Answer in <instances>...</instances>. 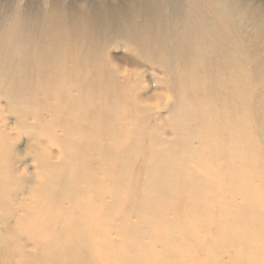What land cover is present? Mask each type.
<instances>
[{
  "label": "rangeland",
  "instance_id": "obj_1",
  "mask_svg": "<svg viewBox=\"0 0 264 264\" xmlns=\"http://www.w3.org/2000/svg\"><path fill=\"white\" fill-rule=\"evenodd\" d=\"M134 1L0 0V224L19 246L41 198L82 220L76 191L99 215L82 264H264V0ZM120 4L129 24L99 17ZM83 149L93 180L69 186ZM43 229L29 253L64 242Z\"/></svg>",
  "mask_w": 264,
  "mask_h": 264
},
{
  "label": "bare ground",
  "instance_id": "obj_2",
  "mask_svg": "<svg viewBox=\"0 0 264 264\" xmlns=\"http://www.w3.org/2000/svg\"><path fill=\"white\" fill-rule=\"evenodd\" d=\"M150 0H135L133 3H135V5L139 6L140 7V10L141 11H146L149 6H151L152 4H154V2H148ZM172 1V0H171ZM129 2V1H127ZM145 2H148V3H145ZM169 3V2H168ZM119 4V3H118ZM128 4V3H127ZM121 5V9L116 11V9H112L111 11H106L104 13V16L102 13L98 14L99 17L101 19H104V20H108V18H115L117 21L121 20L122 23L120 24L121 26H125L127 24H129V19L131 18V15H130V12L128 10V7L129 5H126V4H120ZM133 5V4H132ZM134 6V5H133ZM132 8V7H131ZM156 8L157 6H153L149 9L148 12H146L145 16H148L149 15V19H146V20H150L152 19V17L155 15L154 11H156ZM166 9V8H165ZM170 9V7H169ZM170 12V11H169ZM163 16V15H162ZM166 19V18H165ZM144 21V19H143ZM149 24L148 21H145L144 23ZM155 24V23H154ZM151 25L152 22H151ZM149 26V25H148ZM159 26V25H158ZM157 26V27H158ZM156 27V26H155ZM154 27V28H155ZM147 28V27H146ZM151 28V27H150ZM145 29V28H143ZM161 29V28H160ZM170 29V28H169ZM147 30V29H145ZM152 30V29H150ZM173 30V29H172ZM159 31V30H158ZM147 32V31H145ZM163 32V31H162ZM165 33V32H164ZM163 33V34H164ZM145 34V33H143ZM148 33H146L147 35ZM155 34V33H153ZM159 34V33H158ZM162 34V36H163ZM171 34V32H170ZM161 36V34L159 35ZM156 37L158 38V35H156ZM173 37V36H172ZM143 38V37H142ZM146 39V37H144ZM148 38V37H147ZM157 38H156V42L157 41ZM149 39V38H148ZM161 39V38H160ZM158 39V40H160ZM171 39V38H170ZM174 39V38H173ZM147 40V39H146ZM150 40V39H149ZM154 40H155V37H154ZM172 40V39H171ZM144 41V40H143ZM163 41H166L165 39H163ZM162 41V42H163ZM167 41H169V38L167 39ZM150 42V41H149ZM161 42V41H159ZM152 43V41H151ZM151 43L149 44V46L151 45ZM164 43V42H163ZM163 43L161 46H163ZM172 43V42H171ZM158 44V43H156ZM155 44V45H156ZM152 46V45H151ZM157 46V45H156ZM169 46V45H168ZM139 47H142L143 49H146L147 47H143L142 43L140 44ZM154 47V46H152ZM158 47V46H157ZM169 48V47H168ZM153 49V48H152ZM150 49V50H152ZM156 49V47H155ZM153 49V50H155ZM147 50V49H146ZM149 50V51H150ZM144 53L148 54V57H150L151 55H149V53L145 50H144ZM160 53V52H159ZM157 54V55H160V54ZM133 55V53H131ZM151 54V53H150ZM137 55V54H136ZM154 55H156V52L154 53ZM144 57H147L143 54ZM166 56V55H165ZM156 58V57H155ZM159 58H161V56H159ZM158 58V59H159ZM165 58V57H163ZM166 59V58H165ZM145 60V59H144ZM161 60V63H164L165 61H163V59H159ZM158 60L157 63H160V61ZM143 61V60H142ZM147 61V60H146ZM145 61V62H146ZM156 62V61H154ZM94 75L93 71L90 70L89 68H86L84 69L83 71L79 72L78 73V76L80 77H85V78H91L92 76ZM232 74H230L231 76ZM96 77H99V76H96ZM225 79V78H224ZM226 82V81H225ZM196 86V85H195ZM230 86V85H229ZM197 89H198V86H196ZM111 116H115V112L114 110H111ZM183 120V118H182ZM185 121V120H184ZM183 125V124H182ZM101 127V126H100ZM103 128V127H102ZM106 130V129H105ZM103 131V130H102ZM110 132V131H109ZM103 133V132H102ZM102 135V134H101ZM114 136V135H113ZM118 136V135H117ZM101 137V136H100ZM116 137V136H114ZM103 138V137H102ZM120 139H122L120 137ZM119 140V139H118ZM123 140V139H122ZM126 143H125V146H123L124 148H126ZM104 150H106L104 148ZM108 151V149H107ZM106 151V152H107ZM125 151V149H124ZM121 152V151H120ZM123 152V151H122ZM125 152H123V155ZM128 154V153H127ZM132 154V153H131ZM120 155V154H119ZM104 156V155H103ZM135 156V155H133ZM120 157H123V156H120ZM125 157V156H124ZM129 157V155H128ZM131 157V156H130ZM121 159V158H120ZM127 159V158H126ZM103 160V159H102ZM78 161L80 163H82V166L81 165H78ZM131 161V159H130ZM76 163L75 164H72V167L70 168L69 170V184L71 183V185L69 186H72L75 182L79 181V182H85L86 183V186H88L92 180H93V173L91 171V169L88 170V163H89V158L87 157V154H86V150L83 149L79 155L77 156V160L75 161ZM120 162V160H119ZM110 163V162H109ZM119 166V165H118ZM126 166V165H125ZM128 166V165H127ZM106 167V166H104ZM127 169V168H126ZM130 169H132L130 167ZM2 173L1 177H0V183H2L4 180H5V173L4 171L0 172ZM68 179V178H67ZM135 186V185H134ZM133 186V187H134ZM111 187V186H110ZM132 187V186H131ZM111 189H114V188H111ZM112 191V190H111ZM114 191V190H113ZM52 196V193H46V197H50ZM83 194L79 193V192H76V191H67L63 194H60V199L63 201V204H62V208L65 209L64 204L65 203H69L71 205V208H76V207H79L82 209L83 211V214L85 215V218L84 219H80L78 221H71V222H67V217L66 216H62L59 214V210H58V207L55 206V205H52V204H48L46 202H43L42 201V198L41 199H37L36 202L37 204L34 205V215L32 217H29V215L27 217H25L23 219V223H24V226L26 228V234L25 237L23 236L22 237V241L21 243L19 244V246L16 245V241H13L12 239L14 238V233L11 232V230L13 229H16V228H19V232H20V227L18 226H10L6 223H2L0 224V264H63V255H65V258L64 260L65 261V264H82V261L81 260H84V255H85V252H86V248H85V244H84V239H81V238H78L77 237V231H80L81 235H83V230L85 228L84 224H91L92 222V219L93 217H98L99 215H96L95 214V210H93L92 208V200L93 199H90L85 203V198L82 197ZM117 197V195H115ZM42 197V196H40ZM71 197H81L79 198V203H77L76 205H74V203L71 201ZM121 197V196H120ZM119 197V198H120ZM122 198V197H121ZM120 198V199H121ZM131 198V197H130ZM133 198V197H132ZM113 199V198H112ZM118 199V198H116ZM114 200V199H113ZM111 200V201H113ZM140 201V200H139ZM43 202V203H42ZM128 202V201H127ZM142 202V201H141ZM120 203V201L118 202ZM42 204V205H41ZM111 204V203H110ZM109 204V205H110ZM112 204H114L112 202ZM129 204V203H128ZM132 204V203H130ZM73 205V206H72ZM108 205V208L109 209V206ZM134 205V203H133ZM147 205H149L147 203ZM131 206V205H130ZM141 206V205H140ZM118 207V206H117ZM126 208V207H125ZM119 209V208H117ZM127 209V208H126ZM148 209V208H147ZM125 210V209H124ZM152 209H150L151 211ZM110 211V210H109ZM112 211V210H111ZM115 211L111 212L112 214H114ZM125 213V212H124ZM143 213V212H142ZM111 214V215H112ZM134 214H138V212H134ZM115 216V214H114ZM128 216V214L125 215V217ZM116 217H120V216H116ZM124 217V215H123ZM22 218V217H21ZM77 218V217H76ZM110 218V216H109ZM121 218V217H120ZM21 220V219H20ZM71 219H69L68 221H70ZM257 221V220H256ZM81 222V224L79 225V223ZM45 223H48V224H52L53 226V230L52 229H49V226L46 225ZM43 225L45 226V228H47L46 230L43 229L42 231V236H43V240L44 241H51L52 239L56 238V239H61V240H64V242L62 241L61 243H59V245H54V244H50V246L46 249L45 252H43V254L39 255L38 253L37 254H32V253H29L27 251L28 249V243L31 242L33 240V231L35 232V234L39 235L41 233V229L43 227ZM61 229H58L60 228ZM261 228H258V229H255V230H259ZM253 230L254 232H257ZM263 231V230H261ZM250 233V232H248ZM253 233V232H251ZM250 233V235L253 237V235ZM258 233V232H257ZM245 235H247V233H245ZM69 236L70 238L67 240L66 237ZM258 236V235H256ZM247 237V236H246ZM259 237V236H258ZM264 237V236H263ZM36 238V236H35ZM242 238L244 239L245 237L242 236ZM251 238V237H249ZM260 238V237H259ZM258 238V239H259ZM263 239V238H262ZM246 240V239H245ZM250 240V239H249ZM244 241V240H243ZM261 241V239H260ZM260 241L257 243H260ZM264 241V240H263ZM251 242V241H250ZM262 242V241H261ZM36 245L37 246H40L41 244L36 240ZM249 243V242H248ZM256 243V244H257ZM262 244V243H261ZM106 247H107V244L105 243L104 244ZM16 246L18 248L17 252L16 253H11L12 251V248ZM109 246V244H108ZM135 247V246H134ZM167 248V247H166ZM106 250L108 248H105ZM112 249V248H111ZM42 250H43V247H42ZM135 250V249H134ZM115 253L114 250H111ZM149 251V250H148ZM110 252V251H109ZM127 253V251H126ZM12 254H17L14 258H12ZM102 254V258H103V262H105V260L107 261V263H110L111 262V259H109V257L107 258V254H108V250L105 252V254ZM260 254V253H259ZM110 255V253H109ZM119 256V254H117ZM127 255V254H126ZM169 255H172V254H169ZM264 255V254H263ZM262 255V256H263ZM113 256V255H112ZM167 256V255H166ZM173 256V255H172ZM259 255L256 256V258L258 259H261V257H258ZM19 257H21L20 259H18ZM116 258H112V259H116L117 261V256H115ZM128 257V256H127ZM165 257V256H163ZM170 257V256H168ZM175 257V256H174ZM119 258V257H118ZM125 258V257H124ZM176 258V257H175ZM126 259V258H125ZM128 259H130L128 257ZM121 260V259H120ZM127 260V259H126ZM125 260V261H126ZM147 260V259H146ZM146 260H139L138 263L139 264H147L148 261ZM167 260V259H166ZM171 260V259H170ZM173 260H178V259H173ZM257 260V259H256ZM144 261V263H143ZM151 261V260H150ZM169 261V260H168ZM113 262V260H112ZM123 262V261H122ZM121 262V263H122ZM130 261L127 260L126 264H131V262L129 263ZM163 264L166 263L167 261H162ZM176 261H174L175 263ZM258 263L262 262L263 261H257ZM115 263V262H113ZM111 263V264H113ZM169 262H167L166 264H168ZM116 264V263H115Z\"/></svg>",
  "mask_w": 264,
  "mask_h": 264
}]
</instances>
